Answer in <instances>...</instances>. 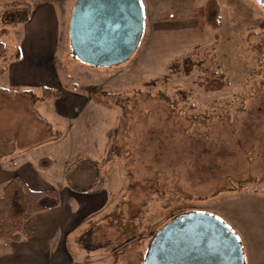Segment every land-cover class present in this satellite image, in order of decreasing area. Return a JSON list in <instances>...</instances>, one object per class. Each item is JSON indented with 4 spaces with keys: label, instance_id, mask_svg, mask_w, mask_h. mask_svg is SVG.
Returning a JSON list of instances; mask_svg holds the SVG:
<instances>
[{
    "label": "rangeland",
    "instance_id": "obj_1",
    "mask_svg": "<svg viewBox=\"0 0 264 264\" xmlns=\"http://www.w3.org/2000/svg\"><path fill=\"white\" fill-rule=\"evenodd\" d=\"M217 1V29H201L192 17L206 0L181 15L149 14L136 52L115 67L82 63L61 23L41 63L56 88L52 98L59 92L77 103L71 117L57 115L53 99L40 104L24 93L31 88L9 85L4 74L22 57L29 13L0 8V160L51 157L56 186L95 184L106 197L76 245L69 241L71 264H142L159 232L193 213L232 230L244 264H264V7ZM205 53L227 72L222 91H204V73L180 64ZM79 154L97 164L75 166L67 181Z\"/></svg>",
    "mask_w": 264,
    "mask_h": 264
},
{
    "label": "crops",
    "instance_id": "obj_2",
    "mask_svg": "<svg viewBox=\"0 0 264 264\" xmlns=\"http://www.w3.org/2000/svg\"><path fill=\"white\" fill-rule=\"evenodd\" d=\"M195 1L141 0L145 24L150 20L149 14L169 12L181 15L196 9ZM28 3L30 12L28 22L24 23L26 29L21 45L22 57L11 62L4 75L11 86L35 90L39 87L56 89L51 84L49 71L41 61L54 52L51 45L60 34L61 23L67 26L69 32L77 0H35ZM4 6L0 5V8H8ZM53 100L54 111L61 117H71L78 107L64 94ZM60 100L61 103H58ZM39 160H0V195L5 185L18 176L33 191L57 189L61 200L58 208L37 213L25 223L21 242H0V264H71L74 251L69 241L72 240V244L76 245L79 229L91 215L104 207L103 189L98 187L89 192H80L68 185L56 186L51 175L56 165L48 171H42L38 168Z\"/></svg>",
    "mask_w": 264,
    "mask_h": 264
},
{
    "label": "water",
    "instance_id": "obj_3",
    "mask_svg": "<svg viewBox=\"0 0 264 264\" xmlns=\"http://www.w3.org/2000/svg\"><path fill=\"white\" fill-rule=\"evenodd\" d=\"M264 7V0H256ZM145 30L141 0H77L69 38L73 55L95 68L119 66L136 52ZM238 237L206 213L179 216L148 248L142 264H244Z\"/></svg>",
    "mask_w": 264,
    "mask_h": 264
},
{
    "label": "trees",
    "instance_id": "obj_4",
    "mask_svg": "<svg viewBox=\"0 0 264 264\" xmlns=\"http://www.w3.org/2000/svg\"><path fill=\"white\" fill-rule=\"evenodd\" d=\"M0 5L12 7L15 9L24 8L30 12V4L19 0H0ZM194 18L200 20L201 29L210 26L217 29L221 22V8L217 0H208L204 7L198 8L193 14ZM28 17L24 23L28 22ZM14 24V23H13ZM15 24H18L17 22ZM184 66V71L190 73L193 69L198 68L204 73L201 83L206 92H219L230 86V79L224 66L221 63H215L210 53H205L202 57H194V54L188 55L180 63ZM25 94L32 96L34 101H46L52 99V90L43 88V92L36 94L35 89H27ZM61 94L56 93L55 97L60 98ZM56 160L51 157H45L39 160L38 168L42 171H48L56 165ZM81 163L97 164L95 160L89 159L82 155H77L68 163L66 171V180L69 178V172ZM67 185L73 188L68 182ZM92 184L83 192H89L96 188ZM60 192L57 189L47 191H33L18 176L14 177L7 183L0 195V242L11 241L19 243L22 240V232L25 223L35 214L58 208L60 206ZM226 227V226H225ZM226 229L232 233L228 227Z\"/></svg>",
    "mask_w": 264,
    "mask_h": 264
}]
</instances>
